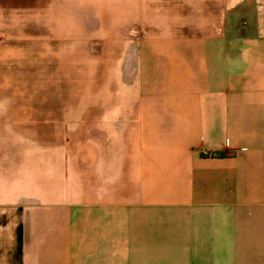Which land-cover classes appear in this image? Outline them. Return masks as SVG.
Listing matches in <instances>:
<instances>
[{"label":"crops","instance_id":"obj_1","mask_svg":"<svg viewBox=\"0 0 264 264\" xmlns=\"http://www.w3.org/2000/svg\"><path fill=\"white\" fill-rule=\"evenodd\" d=\"M6 45L0 264H264V0H0L13 91Z\"/></svg>","mask_w":264,"mask_h":264},{"label":"rangeland","instance_id":"obj_2","mask_svg":"<svg viewBox=\"0 0 264 264\" xmlns=\"http://www.w3.org/2000/svg\"><path fill=\"white\" fill-rule=\"evenodd\" d=\"M8 47V48H7ZM11 47L15 49V51H18V54H15V61L12 65V69L14 70V74H9L7 76V82L11 85V88L14 87V90L12 91H0V98H6V99H27V98H36L37 93L34 92H27L22 91L23 89L22 84H27V80L31 77L21 75V68L27 67V61L24 60L23 57H21L19 54H21L22 45H6V47H3L2 54H7ZM101 51H102V45L97 44H78V69H79V77H78V98L84 99L86 96L85 93V83H86V76H85V69L86 67H100V61H101ZM1 54V55H2ZM19 55V56H17ZM37 77H34L33 84H37ZM1 82V78H0ZM31 82V80H30ZM5 84V80L3 81ZM52 95L50 92H47V98H51Z\"/></svg>","mask_w":264,"mask_h":264}]
</instances>
